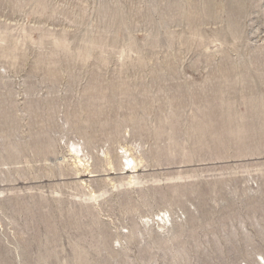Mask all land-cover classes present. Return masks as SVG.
<instances>
[{"label":"rangeland","instance_id":"1","mask_svg":"<svg viewBox=\"0 0 264 264\" xmlns=\"http://www.w3.org/2000/svg\"><path fill=\"white\" fill-rule=\"evenodd\" d=\"M0 264H264V0H0Z\"/></svg>","mask_w":264,"mask_h":264},{"label":"bare ground","instance_id":"2","mask_svg":"<svg viewBox=\"0 0 264 264\" xmlns=\"http://www.w3.org/2000/svg\"><path fill=\"white\" fill-rule=\"evenodd\" d=\"M134 168V167H133Z\"/></svg>","mask_w":264,"mask_h":264}]
</instances>
